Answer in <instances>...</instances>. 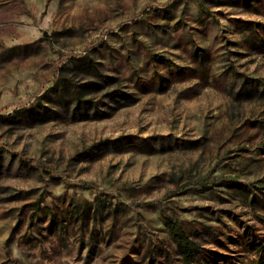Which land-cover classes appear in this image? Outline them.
Segmentation results:
<instances>
[{"label":"rangeland","instance_id":"1","mask_svg":"<svg viewBox=\"0 0 264 264\" xmlns=\"http://www.w3.org/2000/svg\"><path fill=\"white\" fill-rule=\"evenodd\" d=\"M0 264H264V0H0Z\"/></svg>","mask_w":264,"mask_h":264}]
</instances>
